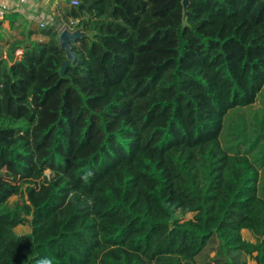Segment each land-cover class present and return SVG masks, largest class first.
Here are the masks:
<instances>
[{
	"label": "trees",
	"instance_id": "obj_1",
	"mask_svg": "<svg viewBox=\"0 0 264 264\" xmlns=\"http://www.w3.org/2000/svg\"><path fill=\"white\" fill-rule=\"evenodd\" d=\"M66 1L64 73L0 38V264H264V0Z\"/></svg>",
	"mask_w": 264,
	"mask_h": 264
},
{
	"label": "rangeland",
	"instance_id": "obj_2",
	"mask_svg": "<svg viewBox=\"0 0 264 264\" xmlns=\"http://www.w3.org/2000/svg\"><path fill=\"white\" fill-rule=\"evenodd\" d=\"M16 8L8 9L5 20L2 23V29L0 30V38L12 42L16 39H26L31 30H38L44 24L48 25L46 21L53 19L56 23V27L61 32L63 28L61 18V8H65L68 2L66 0H30V2H22ZM72 4V3H71ZM15 14H18L16 16ZM50 17V18H48ZM57 18V21H56ZM48 19V20H47ZM15 20V22H12ZM13 23V24H12ZM24 34V35H22ZM40 38L38 35L32 36V39ZM8 46L5 43H0V50L6 49ZM263 103L258 102L254 108L261 107ZM25 197L15 196L10 199L11 203L18 201L21 206ZM192 214H188L186 218H191ZM31 229L27 225H19L15 228V233L19 235L28 234ZM243 236L250 239V234L243 231ZM213 256V255H212ZM248 264H256L252 259H248Z\"/></svg>",
	"mask_w": 264,
	"mask_h": 264
},
{
	"label": "water",
	"instance_id": "obj_3",
	"mask_svg": "<svg viewBox=\"0 0 264 264\" xmlns=\"http://www.w3.org/2000/svg\"><path fill=\"white\" fill-rule=\"evenodd\" d=\"M189 4V0H183L184 8H187ZM85 33L81 29H77L75 31H72L69 28H64L60 32L59 41L61 48L65 50L67 54V61L64 63L61 72L64 73L66 68L72 63H77V55L72 51V42H78Z\"/></svg>",
	"mask_w": 264,
	"mask_h": 264
},
{
	"label": "built area",
	"instance_id": "obj_4",
	"mask_svg": "<svg viewBox=\"0 0 264 264\" xmlns=\"http://www.w3.org/2000/svg\"><path fill=\"white\" fill-rule=\"evenodd\" d=\"M73 5H78V1L77 0H73L72 1ZM8 13V8L6 6L3 5V3H1L0 1V22H3L6 18V15ZM77 24V21H71V25H75ZM68 26H66V24L63 26V28H67ZM23 51L19 50L15 53V56L20 57L22 56Z\"/></svg>",
	"mask_w": 264,
	"mask_h": 264
},
{
	"label": "crops",
	"instance_id": "obj_5",
	"mask_svg": "<svg viewBox=\"0 0 264 264\" xmlns=\"http://www.w3.org/2000/svg\"><path fill=\"white\" fill-rule=\"evenodd\" d=\"M1 3H3L4 6H6L8 9H13L16 8L18 5H24L21 4L23 1L24 2H30V0H0ZM61 1V0H60ZM50 18V17H48ZM51 19V18H50ZM48 20V19H47ZM47 24H52L53 19L46 21ZM65 25V23H63ZM45 25V24H44ZM63 25V26H64Z\"/></svg>",
	"mask_w": 264,
	"mask_h": 264
},
{
	"label": "clouds",
	"instance_id": "obj_6",
	"mask_svg": "<svg viewBox=\"0 0 264 264\" xmlns=\"http://www.w3.org/2000/svg\"><path fill=\"white\" fill-rule=\"evenodd\" d=\"M40 264H52V262L49 259H44L40 262Z\"/></svg>",
	"mask_w": 264,
	"mask_h": 264
}]
</instances>
